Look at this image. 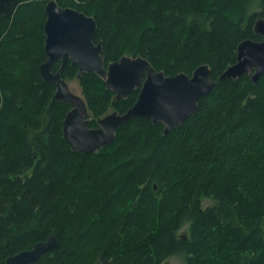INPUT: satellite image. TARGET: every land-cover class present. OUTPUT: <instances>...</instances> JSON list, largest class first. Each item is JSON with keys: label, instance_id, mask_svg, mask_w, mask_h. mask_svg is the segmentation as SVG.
<instances>
[{"label": "trees", "instance_id": "16d2710c", "mask_svg": "<svg viewBox=\"0 0 264 264\" xmlns=\"http://www.w3.org/2000/svg\"><path fill=\"white\" fill-rule=\"evenodd\" d=\"M47 1L0 16V264L50 235L58 247L28 264H264V71L218 79L240 41L261 40L264 0H56L94 18L104 64L142 56L165 75L208 64L215 80L168 132L135 116L93 153L64 140L70 105L39 74ZM77 71L68 61L61 76L77 79L91 127L138 96Z\"/></svg>", "mask_w": 264, "mask_h": 264}, {"label": "water", "instance_id": "95a60500", "mask_svg": "<svg viewBox=\"0 0 264 264\" xmlns=\"http://www.w3.org/2000/svg\"><path fill=\"white\" fill-rule=\"evenodd\" d=\"M21 0H0V16L13 13ZM43 23L45 60L39 65L41 77L55 84L53 97L65 101L70 109L62 120V135L73 151L93 153L99 147L112 142L120 124L139 116L153 123L161 122L163 133L181 124L193 115L201 96L208 94L215 85L210 78L208 64L198 65L190 75L179 72L165 75L156 70L142 56L123 55L118 60L104 64L101 42L93 40L96 22L72 7H62L56 0L44 5ZM254 32L261 40L244 39L236 49V61L228 65L218 79L237 78L248 74L256 82L264 71V18L253 24ZM59 60L61 67L68 61L78 67L77 77L92 71L105 81L106 88L115 98H125L139 88L134 103L124 112L112 111L97 120V126H89L87 105L81 95L72 92L59 70L52 72L50 65ZM58 247L55 235L36 242L32 248L6 258V264H28Z\"/></svg>", "mask_w": 264, "mask_h": 264}, {"label": "rangeland", "instance_id": "374dc122", "mask_svg": "<svg viewBox=\"0 0 264 264\" xmlns=\"http://www.w3.org/2000/svg\"><path fill=\"white\" fill-rule=\"evenodd\" d=\"M66 82L68 84L69 89L72 92H74L75 94L81 95V90H80V87H79V84H78V81H77L76 78L67 79ZM112 111H114V110L109 106V108H108V110H107L106 113H110ZM211 202L212 201L210 199H206V198L203 199V205L210 204ZM188 229H189V223L188 222H185L181 226V228L179 229L178 234H188V232H189ZM166 260L169 263H171V264H184V260H183V258L180 255H171Z\"/></svg>", "mask_w": 264, "mask_h": 264}, {"label": "flooded vegetation", "instance_id": "af4514ba", "mask_svg": "<svg viewBox=\"0 0 264 264\" xmlns=\"http://www.w3.org/2000/svg\"><path fill=\"white\" fill-rule=\"evenodd\" d=\"M21 1H22V0H21ZM43 33H44V32H43ZM43 50H44V49H43ZM44 54H45V53H44ZM44 60H45V58H44ZM44 60H43V61H44ZM43 61H42V62H43ZM42 62H41V63H42ZM41 63H40V64H41ZM54 63L59 64V66H58L57 68H54V66H53ZM67 63H68V62H67ZM67 63H66V64H67ZM40 64H39V65H40ZM66 64H65V65H66ZM65 65H64V66H65ZM64 66H63V67H64ZM63 67H61V63H60V61H59V60H56V61H53V62L51 63V65H50V70H51L52 72H56V71L59 70V72H60V74H61V70H62ZM77 72H78V71H77ZM39 74H40V73H39ZM114 111H116V110H114ZM106 114H107V113H106ZM103 116H104V115H103ZM103 116H102V117H103ZM100 118H101V117H100ZM96 126H97V125H96Z\"/></svg>", "mask_w": 264, "mask_h": 264}]
</instances>
